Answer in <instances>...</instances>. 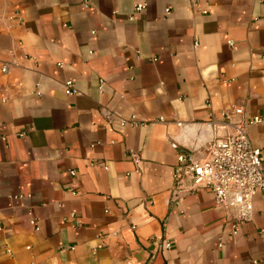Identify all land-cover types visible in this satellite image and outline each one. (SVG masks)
<instances>
[{"label":"crops","instance_id":"crops-1","mask_svg":"<svg viewBox=\"0 0 264 264\" xmlns=\"http://www.w3.org/2000/svg\"><path fill=\"white\" fill-rule=\"evenodd\" d=\"M237 107L264 116V0H0V264H264V188L236 236L210 190L170 202L171 140Z\"/></svg>","mask_w":264,"mask_h":264},{"label":"built area","instance_id":"built-area-1","mask_svg":"<svg viewBox=\"0 0 264 264\" xmlns=\"http://www.w3.org/2000/svg\"><path fill=\"white\" fill-rule=\"evenodd\" d=\"M92 1L83 0V4L88 8ZM146 5L145 1L137 2L135 12H142ZM202 12L207 13L208 9L205 8ZM169 13L170 9L167 8L166 14ZM17 14L15 12L13 15ZM229 44L233 45V41L229 40ZM2 70L5 72L7 66H3ZM64 87L68 95L80 93L73 80H66ZM232 113L241 114L243 108L237 107L234 112L224 110L220 118L211 109L209 120L202 124L213 135L193 148L182 146L175 139L171 140L172 147L178 149V152L170 202L179 204L187 194L199 188L210 190L214 205L225 212V229L231 236H236L243 224L252 220L255 196L264 188V150L255 146L248 134V127L253 123L264 122V116L256 115L250 121H238L232 125V131L224 132L232 124ZM128 123L139 124L135 117L121 121V125ZM10 197L21 198L22 195L11 194ZM31 223L39 229L35 217L31 219ZM223 243V236H220L219 246H223ZM163 245L169 248L171 242L164 241Z\"/></svg>","mask_w":264,"mask_h":264},{"label":"water","instance_id":"water-1","mask_svg":"<svg viewBox=\"0 0 264 264\" xmlns=\"http://www.w3.org/2000/svg\"><path fill=\"white\" fill-rule=\"evenodd\" d=\"M186 147H188V148H193V145H192V146H186Z\"/></svg>","mask_w":264,"mask_h":264}]
</instances>
